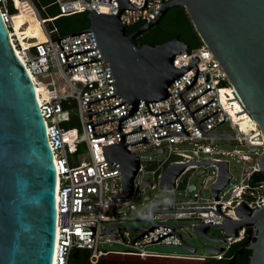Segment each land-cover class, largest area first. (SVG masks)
I'll return each mask as SVG.
<instances>
[{"label":"built area","instance_id":"obj_1","mask_svg":"<svg viewBox=\"0 0 264 264\" xmlns=\"http://www.w3.org/2000/svg\"><path fill=\"white\" fill-rule=\"evenodd\" d=\"M16 1L33 9L46 34L45 40L38 42L34 38L25 37L27 45H21L14 34L11 23L10 8L14 10V13L20 10L15 3ZM129 1L137 8L143 6L144 2V0ZM167 1L170 0H163V3ZM52 4H55L59 9L55 16H50L46 11V8ZM92 8L96 12L116 14L117 1L111 0L110 3L100 0H53L43 4L40 0H0V14L8 29L13 48L16 53H19L18 56L32 80L35 90L39 86H43L47 92V97L44 99L40 97L41 92H36V95L45 122L56 170V233L52 264H97L102 251L100 245L104 243H118L125 246V249L137 251L141 256L157 253L148 249V245L160 243L182 245V237L177 228L184 225L173 227V231L178 232L181 239L175 233L166 234V232L171 231V228L161 225L153 227L142 235L140 234L143 232V228H138V236H140L134 237L133 243L134 238L130 240L128 238L129 232L123 227H119L122 237L116 227L112 228L111 232L99 234L107 230V227L103 228L104 225L120 224L121 219L115 216L114 209L121 207L116 209L117 212H125L126 209L129 212L133 209L134 205L131 198L135 197L140 190L152 189L157 184L160 186L163 173L172 164H185V167L176 177L174 187L162 188L160 186L162 190L168 191L177 188L182 183V176L191 169L201 168L198 174L202 175L206 173L207 168L211 167L209 174L210 189L218 178V163L222 161H226L228 164L227 170L230 178L227 184L218 191L217 197H214L210 190L212 198L206 200L199 198L195 183H193L194 188L189 189L192 183L187 182H184L183 190L187 191L189 199L183 202H173L170 205L153 202L152 194L148 193L145 195L148 197L144 196L145 199L143 198L140 211H143L145 216L150 213L152 218H142L141 215L137 214L138 218L150 220L151 224L152 222L161 223L160 216L162 214H171L176 218L191 216L198 219V223L193 225H200L201 221L205 223V220L208 219L224 223L223 217L210 210L145 212L144 209L211 208L216 210L215 204L220 203V212L225 213L233 212L241 201L252 210L261 207L264 204L263 185H250L249 179L253 172L259 170L257 156L264 148L263 133L258 123L237 99L233 87L228 83L224 72L208 47L202 43L197 47L190 48V53L180 52L175 54L173 58V64L176 68L187 67L190 58H193L194 55L199 58L195 62L197 66L195 81L180 95L184 101H187L210 87L188 101L187 106L189 110H194L212 99L194 111L193 116L198 121L217 110L200 121L199 126L202 130H206L223 119L224 121L207 130L206 133L232 134L233 136L202 135L180 100L177 92L186 87L195 75V67L191 66L170 83L167 87V92L170 95L167 98L146 101L152 113L172 108L188 134H170L157 138V136L181 130L182 126L178 121H174L153 127V125L174 120L176 117L172 111L156 115L150 114L144 101L139 100L136 110L120 123V129L124 133L123 144L141 140L143 136L146 139V142L139 141L125 146L131 154L137 155L139 160V167L133 178V191L128 197H110V195L121 193L120 177L123 172L106 161L102 146L118 142L120 134L119 132H112L94 137L93 133L100 134L117 129L118 120L96 124L93 129H91L90 121L97 123L118 117L126 113L132 104L124 101L117 107L92 113L88 118V109L92 112L117 105L122 101L121 96L114 94L90 102L87 107V101L113 94L115 86L109 64L105 59H98L71 68L67 66V62L69 65H73L101 57L102 54L98 48H94L66 56V60L64 58L63 52L70 54L96 46L92 30L61 38L60 44L63 49L60 48L56 38L64 35L52 36V34H57V28L53 24L56 17L90 11ZM159 9L160 0H146V8H124L121 10L119 19L121 23H130L126 25L133 27L143 24L145 19L146 22L152 20ZM237 106L238 108H236ZM243 115L254 121V127H250L248 130L241 127L239 120ZM74 122H76L75 125ZM221 125H227L230 131L215 132V129ZM217 138L231 139L248 147L247 152H241L240 149L232 151L236 154L237 161L241 163L240 177L235 182L231 181L233 176L229 171V160L220 156L222 154L231 155L232 152L216 149L214 140ZM185 145L191 147H185ZM251 147L256 149L251 151ZM147 149L154 150L155 155L166 153L157 168L149 171L152 177H145L144 174L147 171L143 169L139 155L140 152ZM142 158L148 159L149 157L144 155ZM145 180H149L150 185L145 184ZM153 204L158 206L151 208ZM151 224L144 228H149ZM90 227H94L95 234H92ZM220 229L223 234L221 238L225 239L221 245L224 247L223 251L204 257L216 259L225 257L229 247L244 237L247 227L239 229L237 236H227L225 230ZM164 233L166 235L157 239ZM91 234L90 238L89 235ZM151 238L152 241L157 240L149 242ZM77 258H82L84 262H75L74 259Z\"/></svg>","mask_w":264,"mask_h":264},{"label":"water","instance_id":"obj_2","mask_svg":"<svg viewBox=\"0 0 264 264\" xmlns=\"http://www.w3.org/2000/svg\"><path fill=\"white\" fill-rule=\"evenodd\" d=\"M100 1L111 3V0ZM116 1V14L100 13L92 8L87 11L86 16L89 22L87 28L56 38L60 48L63 49L60 44L61 38L92 30L96 46L70 54L63 52V55L66 60V56L98 48L102 54L101 57L73 65H69L68 62L66 64L71 68L98 59H105L109 64L115 86L113 94L87 101V107L90 102L114 94L121 96L122 101L117 105L92 112L88 109V118L92 113L117 107L124 101L132 104L126 113L118 117L97 123L90 121L91 129H93L96 124L118 120L117 129L100 134L93 133L94 137L112 132L120 134L118 142L102 146L106 161L123 172L120 177L121 193L110 195V197H128L133 191V178L139 167V160L138 156L131 154L125 146L139 141L146 142V139L143 136L141 140L123 144L124 133L120 129V123L136 110L139 100L144 101L150 114L156 115L172 111L176 117L174 120L156 124L153 127L174 121H178L182 126L181 130L163 134L157 138L170 134H188L172 108L152 113L146 101L167 98L170 95L167 92L170 83L191 66L195 67V75L186 87L177 92L180 100L202 135L233 136L232 134L206 133L207 130L224 121L223 119L206 130H202L199 126L200 121L217 110L198 121L193 116L194 111L212 99L194 110H189L187 106L188 101L210 87L187 101L182 99L180 93L187 89L197 77L195 62L199 58L194 55L193 58H190L187 67L176 68L174 66L175 54L190 53L189 45L181 40L179 35L156 44L138 45L135 41L136 36L156 25L172 7L182 6L185 9L202 44L208 47L224 72L228 83L233 87L237 99L258 123L264 136V0H170L164 3L163 0H160V9L155 17L149 22L143 18L145 22L129 33H127L128 26L126 24L130 23L123 24L119 19L121 10L124 8H146V0L139 8L132 5L129 0ZM255 149V147L250 148L251 151ZM227 165L226 161L218 163L219 175L216 182L210 187L214 197H217L218 191L229 181L230 174ZM257 166L259 170L252 174L264 175V148L257 156ZM184 167L185 164H172L168 167L160 179V186L173 188L176 177ZM144 183L150 185L149 180H145ZM249 184H262L264 192V178L254 180L251 175ZM193 188L194 184L192 183L189 189ZM55 190L56 170L53 153L49 145L35 86L11 44L8 29L0 14V264H52L56 233ZM215 207L216 210L179 208L144 209V211L210 210L223 217L224 223L214 222L212 219L205 220V223L201 221L200 225H168L152 222L149 228H144L142 225L132 227L113 223L104 225L103 228L107 227V230L99 234L111 232L114 227L120 233L119 227H130L133 229L143 228V232L140 234L142 235L153 227L161 225L171 228V231L166 234L175 233L180 238V234L173 231V227L184 225L192 227L199 236L222 243L225 241L224 238L212 237L207 233L209 227L218 226L225 230L227 236H237L239 229L247 227L245 248L250 251L248 264H264V204L252 210L241 201L233 212L225 213L220 212V203L215 204ZM125 212H128V209ZM90 229L92 234H95L94 227H90ZM92 234L89 235L90 238ZM166 234L158 236L157 239ZM156 240L152 241L151 238L149 242ZM181 241L182 245L163 243L158 245L179 246L193 253L196 251L193 246L186 244L182 239ZM206 249L211 253H218L223 251L224 247L217 246ZM242 251L243 248L239 253ZM235 260L236 257L233 256L226 264H234Z\"/></svg>","mask_w":264,"mask_h":264},{"label":"rangeland","instance_id":"obj_3","mask_svg":"<svg viewBox=\"0 0 264 264\" xmlns=\"http://www.w3.org/2000/svg\"><path fill=\"white\" fill-rule=\"evenodd\" d=\"M54 7V6H53ZM53 7L48 8V12L51 14L53 12ZM12 9L10 8V11ZM49 25V24H48ZM54 36V34H52ZM76 122H74L75 125ZM251 123L254 125V122L251 121ZM230 129L227 125H221L218 126L215 129V132H229ZM214 145L216 149L223 150V151H229L232 152L236 149L242 150L241 152H247L248 147L242 146L239 143H237L234 140L227 139V138H217L214 140ZM185 147H191L188 145H185ZM141 156V162L143 164V169L146 170L145 177H152L151 170L157 168L159 165V162L164 159L166 153L163 154H154V150L147 149L145 151H142L139 153ZM144 155H147L149 158L143 159L142 157ZM222 158L229 160V171L232 174V182H235L240 177L241 172V163L237 161V156L234 152H232L231 155L228 154H222L220 155ZM212 168L209 167L206 170L205 174H198V172L201 170V168L197 169H191L187 171L182 176V183L180 185L173 189V190H162L159 186V184L156 185V187L149 189L145 188L144 190H140L139 193L136 194L135 197L131 198V202L134 205V208L131 209L128 213L126 212H117L116 209H119L121 207H118L113 210V213L115 216H117L120 220V224L122 226H138L142 225L143 227H148L151 224L150 220L138 218L137 214L142 209V203L143 198L146 194L151 193L152 194V201L153 202H159L162 203V201L166 198H170L173 202H183L189 199L187 191L183 190L184 182L187 183H195L197 186V193L199 195V198L201 197V200L211 199V192L209 189L210 186V170ZM160 222L169 224V225H177V224H189L193 225L195 223H198V219H195L191 216H184L176 218L171 214H162L160 216ZM129 232L128 238L132 240L134 237L138 236L139 230L133 229V228H126ZM177 231L181 234V237L183 241L193 246L196 251L190 252L189 250L185 248H181L179 246H161V245H148V249L157 252V253H165V254H178V255H197V256H210L212 255L211 252L207 251L206 248L208 247H217L221 246L222 243L211 241L203 236H199L195 230L192 227H181L177 228ZM212 237L220 238L223 236L221 233V229L219 227H210L207 232ZM101 249H115V250H123L126 247L123 245H120L118 243H104L100 245Z\"/></svg>","mask_w":264,"mask_h":264},{"label":"trees","instance_id":"obj_4","mask_svg":"<svg viewBox=\"0 0 264 264\" xmlns=\"http://www.w3.org/2000/svg\"><path fill=\"white\" fill-rule=\"evenodd\" d=\"M52 1L42 0L44 4ZM49 7H53L51 14L48 12ZM49 7L46 10L47 13L50 16L57 15L58 7L55 4ZM11 13H14V10H11ZM86 15L87 11H82L56 17L53 24L57 28V34H54L53 37L87 28L89 22ZM135 26L138 25H134L133 28ZM129 32H131L130 27L127 28V33ZM175 35H179L180 39L189 45V48L197 47L202 43L182 6L170 8L160 21L150 29V37L148 36L149 39L147 40L149 44L162 43L170 40ZM252 177H254V180H262L264 175L254 173ZM246 240L245 232L244 237L240 241L233 243L225 253V257L221 259L197 255L165 253H153L141 256L137 251L132 249H102L97 264H226L232 255L236 257L234 264H248L250 251L245 248ZM241 247L243 251L239 253ZM74 261L78 263L84 262L82 258L74 259Z\"/></svg>","mask_w":264,"mask_h":264},{"label":"bare ground","instance_id":"obj_5","mask_svg":"<svg viewBox=\"0 0 264 264\" xmlns=\"http://www.w3.org/2000/svg\"><path fill=\"white\" fill-rule=\"evenodd\" d=\"M15 3L17 7L20 8V10L19 12L12 13L11 23L15 32L14 34L20 41L21 45H27V42L24 39L25 37L34 38V40L38 42L45 40L46 34L40 24L39 18L35 15L33 9L26 4H20L18 1H16ZM35 91L41 92V99L47 97V92L43 86H39ZM236 108H238V106ZM240 118L241 119L239 120V122L244 130H248V128L254 127V125L251 123V121L253 120L248 116L243 115Z\"/></svg>","mask_w":264,"mask_h":264},{"label":"flooded vegetation","instance_id":"obj_6","mask_svg":"<svg viewBox=\"0 0 264 264\" xmlns=\"http://www.w3.org/2000/svg\"><path fill=\"white\" fill-rule=\"evenodd\" d=\"M138 26H140V25H138ZM138 26H135L134 28L133 27H130V29H131V31L132 30H134V29H136ZM153 27V26H152ZM152 27H150L149 29H147L146 31H144L143 33H141L140 35H138V36H136L135 37V41H136V43L138 44V45H142V44H144V43H149L148 42V40L147 39H149V35H150V29L152 28ZM149 36V37H148ZM140 43V44H139ZM246 245H247V240H246ZM245 245V246H246ZM242 249V247L240 248V250ZM233 256H235V255H232V256H230V257H233Z\"/></svg>","mask_w":264,"mask_h":264},{"label":"clouds","instance_id":"obj_7","mask_svg":"<svg viewBox=\"0 0 264 264\" xmlns=\"http://www.w3.org/2000/svg\"><path fill=\"white\" fill-rule=\"evenodd\" d=\"M162 203H164V204H166V205H170V204L173 203V201H172L170 198H166V199H164V200L162 201ZM157 206H158V205L153 204V205L151 206V208H155V207H157ZM138 215H141L142 218H147V219H151V218H152V216H151L150 213H149L147 216H145L143 211L138 212Z\"/></svg>","mask_w":264,"mask_h":264},{"label":"crops","instance_id":"obj_8","mask_svg":"<svg viewBox=\"0 0 264 264\" xmlns=\"http://www.w3.org/2000/svg\"><path fill=\"white\" fill-rule=\"evenodd\" d=\"M40 2L43 3L42 0H40ZM43 4H44V3H43ZM45 4H46V3H45ZM48 7H49V6H48ZM48 7H47V8H48ZM47 8H46V9H47Z\"/></svg>","mask_w":264,"mask_h":264},{"label":"snow or ice","instance_id":"obj_9","mask_svg":"<svg viewBox=\"0 0 264 264\" xmlns=\"http://www.w3.org/2000/svg\"><path fill=\"white\" fill-rule=\"evenodd\" d=\"M206 55H207V53H206Z\"/></svg>","mask_w":264,"mask_h":264}]
</instances>
